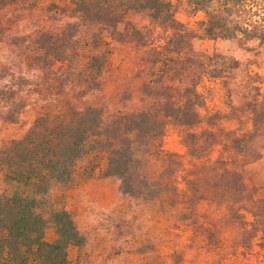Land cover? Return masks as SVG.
Returning a JSON list of instances; mask_svg holds the SVG:
<instances>
[{"label":"trees","instance_id":"obj_1","mask_svg":"<svg viewBox=\"0 0 264 264\" xmlns=\"http://www.w3.org/2000/svg\"><path fill=\"white\" fill-rule=\"evenodd\" d=\"M24 2L54 15L51 22L32 19L31 31L13 39L30 68L50 72L62 85L82 81L97 87L112 43L133 41L149 47L153 73L143 91L152 101L111 118L102 108L68 101L38 116L22 138L0 149V175L10 188L0 193V264H71L70 247L83 246L86 237L68 210L47 206L46 196L54 185L70 183L93 151L106 158L104 174L118 178L125 194L152 200L169 194L172 204L185 208L186 219L193 217V224L210 233L218 225L209 221L208 209L219 210L242 228L243 246L264 248V187H251L245 174L262 157L264 94L256 86L251 98L226 112L211 108L199 90L204 79L228 80L239 61L197 52L193 32L177 19L175 0ZM189 2L194 12L205 13L201 27L208 37L264 44V24L241 15L246 0ZM18 3L0 0V25L8 6ZM140 14L149 26L131 20ZM15 86L2 81L0 96H15ZM170 125L183 131L187 160L163 146ZM152 155L165 162L155 177L148 172ZM50 226L53 240L47 238Z\"/></svg>","mask_w":264,"mask_h":264},{"label":"rangeland","instance_id":"obj_2","mask_svg":"<svg viewBox=\"0 0 264 264\" xmlns=\"http://www.w3.org/2000/svg\"><path fill=\"white\" fill-rule=\"evenodd\" d=\"M175 4L177 19L194 34L192 43L197 52H220L240 63L228 80H202L199 90L208 98V105L230 112L229 105H240L257 92L254 87H260L264 94V44L244 37L212 39L201 27L204 12H194L189 0H175ZM241 13L243 18L252 17L264 24V0H246ZM53 17L40 8H29L24 0L5 11L0 25V83L13 82L17 85L13 92L17 94L9 99L6 93L0 96V149L22 138L38 116L56 112L68 101L79 108H102L108 118L139 111L152 101L143 91L153 73L149 47L133 41L112 43L97 87L82 81L62 85L53 80L50 72L30 68L13 39L29 33L32 21L51 22ZM131 20L150 25L145 14L132 16ZM163 144L166 150L187 160L180 127L170 125ZM106 165V158L97 151L87 154L78 164L73 180L54 185L46 196L47 206L68 210L86 237L83 246L70 247L71 264H264V248L243 246L242 228L228 222L219 210L208 209L209 221L218 225L211 227L210 233L193 224V217L186 219L185 208L172 204L169 194L155 200L125 194L118 178L104 174ZM164 165L163 160L152 155L148 172L155 177ZM245 174L251 187H264V147L262 157L248 164ZM8 189L0 175V193ZM47 238H56L53 226L48 227Z\"/></svg>","mask_w":264,"mask_h":264}]
</instances>
